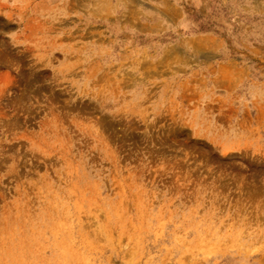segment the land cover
<instances>
[{"label": "rangeland", "instance_id": "obj_1", "mask_svg": "<svg viewBox=\"0 0 264 264\" xmlns=\"http://www.w3.org/2000/svg\"><path fill=\"white\" fill-rule=\"evenodd\" d=\"M0 264H264V0H0Z\"/></svg>", "mask_w": 264, "mask_h": 264}]
</instances>
